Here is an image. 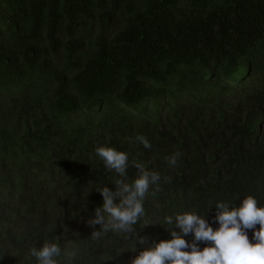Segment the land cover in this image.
<instances>
[{"label":"trees","instance_id":"obj_1","mask_svg":"<svg viewBox=\"0 0 264 264\" xmlns=\"http://www.w3.org/2000/svg\"><path fill=\"white\" fill-rule=\"evenodd\" d=\"M100 146L128 154L127 177ZM133 161L161 190L130 238L93 240L97 189L132 183ZM249 195L264 207V0H0V264H38L45 240L58 264H131L178 214L215 230L217 202Z\"/></svg>","mask_w":264,"mask_h":264},{"label":"clouds","instance_id":"obj_2","mask_svg":"<svg viewBox=\"0 0 264 264\" xmlns=\"http://www.w3.org/2000/svg\"><path fill=\"white\" fill-rule=\"evenodd\" d=\"M137 140L147 149L151 144L144 136ZM96 155L103 160L107 169L114 171L121 177H127L129 168L128 154L113 147L100 146ZM180 153L177 152L170 160V166L177 164ZM139 176L132 183L125 179L115 181L116 190L100 187L97 190L103 196V207L96 209V215L90 221L92 225H102V230L93 233V240L101 238L105 233L128 234L129 238L136 233L134 227L145 215L144 201L152 186L155 191L161 190V175L157 171H149L145 165L133 161ZM118 201V202H117ZM215 208L218 229H213L205 219L195 212L178 214L175 218V230L170 232L171 239L161 240L143 248L131 264H264V207L258 206L257 199L249 195L238 207H231L228 203L217 202ZM106 214V215H105ZM169 225L173 218H164ZM254 232L251 242L248 230ZM194 233V241L189 244L184 237ZM207 243V247L200 249L199 243ZM141 245L146 244L140 239ZM190 249V251L186 250ZM64 254L60 243L45 240L41 247L32 246L28 250L29 258H34L38 264H58V258Z\"/></svg>","mask_w":264,"mask_h":264}]
</instances>
